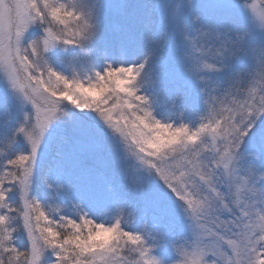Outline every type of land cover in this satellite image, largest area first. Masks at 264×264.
<instances>
[{
	"label": "snow or ice",
	"instance_id": "1",
	"mask_svg": "<svg viewBox=\"0 0 264 264\" xmlns=\"http://www.w3.org/2000/svg\"><path fill=\"white\" fill-rule=\"evenodd\" d=\"M0 264H264V0H0Z\"/></svg>",
	"mask_w": 264,
	"mask_h": 264
}]
</instances>
